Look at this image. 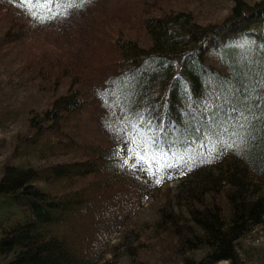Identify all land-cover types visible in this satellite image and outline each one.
I'll return each mask as SVG.
<instances>
[{"label":"trees","instance_id":"1","mask_svg":"<svg viewBox=\"0 0 264 264\" xmlns=\"http://www.w3.org/2000/svg\"><path fill=\"white\" fill-rule=\"evenodd\" d=\"M94 1L0 0V264H264V0Z\"/></svg>","mask_w":264,"mask_h":264},{"label":"rangeland","instance_id":"2","mask_svg":"<svg viewBox=\"0 0 264 264\" xmlns=\"http://www.w3.org/2000/svg\"><path fill=\"white\" fill-rule=\"evenodd\" d=\"M113 1L114 0H95L93 5L90 4L91 6H87L86 8H84L85 15L88 14L87 18H89L91 14L95 12L96 10H100V11L105 10L107 4H111V3L113 4L114 3ZM130 2H131L130 0L127 1V4ZM223 5H224V2L223 4L218 6L219 8L217 9L216 14L219 16L226 13V7L225 5L224 6ZM73 13L74 14H72L71 16L67 17L64 20L65 23H63L61 26L51 27L50 29H46V30L49 31V34L51 35V38L54 41L64 43L65 45H70V47L74 46L73 49L76 50V52L72 51L74 62L71 59L70 61H68L70 64L83 65V64H86L85 60L91 61L93 64L96 63L97 61H102L104 58L103 52H98V58H96L94 56L95 52L92 53V52H89V49H86L85 51H83V55H82L81 49L78 47H75V44L78 42V38L81 37V30H82L84 19L76 17L80 13L79 11L75 10ZM91 18L92 16L90 17V19ZM71 49L72 48H70L68 51H70ZM209 57H212V55L210 54ZM105 76L106 75L103 73L101 74L98 73V74L93 75L91 78V84L94 86H97V85L100 86L101 84H103V80L105 79ZM94 103L95 104L92 107L93 116L89 120L90 127L92 129L99 127V119L102 116H104L105 115L104 112L107 111L105 107H103L104 108L103 109L101 105L97 104L96 102ZM19 128H21V120L16 123L15 122L7 123L3 127L0 128V137H4V140H8L18 131ZM7 151L8 149L6 150L4 149L2 153H0V164L4 161ZM56 159H63V158L61 157V158H56ZM176 183L177 181L172 180L168 182L167 184L162 185L161 188H164L166 185L167 187L173 188L176 185ZM153 203H154L153 197H147V200L144 203V205L132 217L133 223L137 224L145 219H149L155 208ZM246 242L253 245L255 251L257 252L255 253L256 255H258L259 257L264 256V229L262 230L260 228H255L254 235L250 237L249 239L247 238ZM216 264H226V262L220 261Z\"/></svg>","mask_w":264,"mask_h":264}]
</instances>
